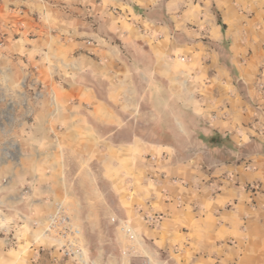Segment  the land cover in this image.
<instances>
[{
  "label": "crops",
  "instance_id": "1",
  "mask_svg": "<svg viewBox=\"0 0 264 264\" xmlns=\"http://www.w3.org/2000/svg\"><path fill=\"white\" fill-rule=\"evenodd\" d=\"M0 31L49 158L0 264H76L39 237L64 200L85 237L117 216L87 264H264V0H1Z\"/></svg>",
  "mask_w": 264,
  "mask_h": 264
},
{
  "label": "rangeland",
  "instance_id": "2",
  "mask_svg": "<svg viewBox=\"0 0 264 264\" xmlns=\"http://www.w3.org/2000/svg\"><path fill=\"white\" fill-rule=\"evenodd\" d=\"M1 37L0 31V44L3 43ZM28 81L27 75L23 74L11 60L0 57V242L4 248V242H7L8 248H16L22 242L21 234L26 231V221L20 215H18L20 218L17 222L12 221L10 214L11 212L16 213L14 207L18 202L21 203L20 207L25 205L22 202L23 196L32 189L31 187L40 188L38 180L44 178L45 171L39 167L49 161L46 145L32 143V119L35 110L39 109L36 100L41 99V91L30 90L27 86ZM34 181L36 185H34ZM105 188L101 187L102 190ZM62 202L74 222L80 227L72 210L68 207L69 202L65 200ZM111 214L105 218L106 225L103 226V235L91 232L88 237H85L82 234V242L87 246L91 243L102 245V238L109 235L108 226L110 224L115 229L110 234L115 243L113 252L115 256L120 257L123 248L118 240V234H116L117 223L112 224L111 222L112 217L117 216L115 213ZM21 215L27 214L22 211ZM118 218L121 219V217ZM44 227L45 224L39 237L44 234ZM18 231L20 234L17 233ZM14 235L17 243H13ZM6 236H9L8 240H3ZM123 237L125 240L130 238L127 235ZM140 245L138 239L133 243V246L139 247ZM126 247V251H133L132 245L125 242ZM93 255L91 254L90 257L92 258Z\"/></svg>",
  "mask_w": 264,
  "mask_h": 264
},
{
  "label": "built area",
  "instance_id": "3",
  "mask_svg": "<svg viewBox=\"0 0 264 264\" xmlns=\"http://www.w3.org/2000/svg\"><path fill=\"white\" fill-rule=\"evenodd\" d=\"M261 90L264 92V85H261ZM147 220L154 225H158L161 216L158 214L150 215L147 217ZM34 224L37 226L39 222H35ZM122 230L130 238H133L131 230L126 224L122 223ZM44 235L57 240L58 251L63 258L71 259L76 264H87V251L82 242V229L74 222L63 203L56 204L55 210L48 216L44 227ZM13 240V243H17L15 238ZM130 252L125 251L124 255H129ZM141 264L152 263L147 259Z\"/></svg>",
  "mask_w": 264,
  "mask_h": 264
},
{
  "label": "trees",
  "instance_id": "4",
  "mask_svg": "<svg viewBox=\"0 0 264 264\" xmlns=\"http://www.w3.org/2000/svg\"><path fill=\"white\" fill-rule=\"evenodd\" d=\"M210 144H212V145H216L217 144V145H221V146L227 145L229 147H234L232 141H230L229 138H223V137H221L219 135H216V136L214 135L210 139Z\"/></svg>",
  "mask_w": 264,
  "mask_h": 264
}]
</instances>
